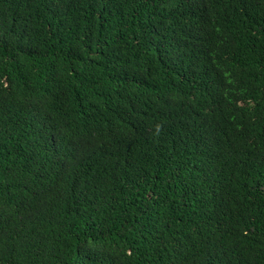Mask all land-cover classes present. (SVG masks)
I'll return each instance as SVG.
<instances>
[{"label":"trees","instance_id":"trees-1","mask_svg":"<svg viewBox=\"0 0 264 264\" xmlns=\"http://www.w3.org/2000/svg\"><path fill=\"white\" fill-rule=\"evenodd\" d=\"M0 264H264V0H0Z\"/></svg>","mask_w":264,"mask_h":264}]
</instances>
